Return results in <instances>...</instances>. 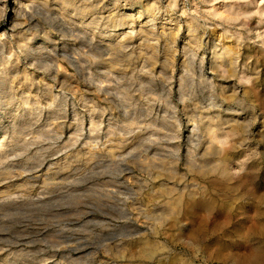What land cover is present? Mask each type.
Instances as JSON below:
<instances>
[{
  "label": "rangeland",
  "instance_id": "obj_1",
  "mask_svg": "<svg viewBox=\"0 0 264 264\" xmlns=\"http://www.w3.org/2000/svg\"><path fill=\"white\" fill-rule=\"evenodd\" d=\"M22 2L0 0V264H264V0Z\"/></svg>",
  "mask_w": 264,
  "mask_h": 264
},
{
  "label": "bare ground",
  "instance_id": "obj_2",
  "mask_svg": "<svg viewBox=\"0 0 264 264\" xmlns=\"http://www.w3.org/2000/svg\"><path fill=\"white\" fill-rule=\"evenodd\" d=\"M18 1V0H17ZM23 2H36V3H44V2H38V1H45V0H22ZM53 1V0H52ZM15 2V1H14ZM22 2V3H23ZM21 3V2H20ZM28 4V3H27ZM17 5V4H16ZM23 5H24V3H23ZM26 5V4H25ZM33 5V4H32ZM44 5V4H43ZM42 5V6H43ZM30 6V5H29ZM46 7V6H45ZM64 13V12H63ZM129 13V12H128ZM136 13V12H135ZM145 13L146 14H142V13H140V12H138V16H137V18L138 19H140L141 17H143L144 15H147L148 17L147 18H154V13H153V15H152V12H150L148 9H146L145 8ZM227 13V12H226ZM233 13H236V12H233ZM115 14V13H114ZM133 14V13H132ZM156 14V13H155ZM228 14V13H227ZM110 15H111V13H110ZM123 15V14H122ZM126 15V14H125ZM130 15H131V12H130ZM130 15H128V16H126V19H127V22L125 23V24H123V25H121L120 27V29H115L113 32H114V34H112V36L110 37V38H114V37H116V36H118V35H116L118 32H119V30H123V29H126V28H128L129 26H128V24H130L131 22H132V17L130 16ZM143 15V16H142ZM229 15V14H228ZM227 15V16H228ZM231 15V14H230ZM234 15V14H233ZM238 15V14H237ZM236 15V16H237ZM239 16V15H238ZM123 17V16H122ZM116 18V17H115ZM119 18H120V16H119ZM125 18V17H124ZM168 19V18H167ZM170 19V18H169ZM136 21V20H135ZM174 21V20H173ZM147 22V21H146ZM149 22V21H148ZM152 22V21H151ZM172 22V21H171ZM148 24V23H147ZM171 25V24H170ZM119 26V25H118ZM123 26H127L126 28H124ZM132 26V25H131ZM149 26V25H148ZM169 26V25H168ZM166 27V25H165V27H164V29L166 28V30H168L169 31V33H171L172 32V36H174V34H176L175 32H177V31H175V29H171L170 27ZM172 27V26H171ZM143 28V27H142ZM145 30V29H144ZM132 31V30H131ZM121 32V31H120ZM136 32V31H135ZM134 32V33H135ZM144 32V31H143ZM143 32L141 31V29L139 30V32L137 31V33H138V35L136 36V37H138V36H140L141 37V35L143 34ZM146 32V31H145ZM125 33V32H124ZM130 33H125V34H123L122 36H121V40L122 39H124V40H126V39H128V37H130V35H129ZM129 35V36H128ZM135 35V34H134ZM147 35V34H146ZM188 35V34H187ZM143 36V35H142ZM135 37V36H134ZM145 37V36H144ZM139 38V37H138ZM142 38V37H141ZM119 39V38H118ZM144 40V39H143ZM142 42V41H141ZM146 42V41H145ZM144 42V43H145ZM144 43H142V44H144ZM119 44V43H118ZM117 44V45H118ZM140 44V43H139ZM114 45V44H113ZM122 45V44H121ZM112 46V45H111ZM113 48V47H112ZM111 48V49H112ZM117 48V47H116ZM141 48V47H140ZM114 50V49H113ZM115 51V50H114ZM218 58L220 59V60H226V70L228 69V72L230 71V72H234V70H235V66H236V61H235V59H234V56L232 55V51L231 50H229V49H223L222 50V52L220 53V54H218ZM236 58V57H235ZM172 200V199H171ZM176 200V199H175ZM175 200H174V202H175ZM171 204V203H170ZM175 205H176V203H175ZM175 205H173V207L175 206ZM178 205V204H177ZM170 206V205H169ZM168 207V206H167ZM170 210H172V209H170Z\"/></svg>",
  "mask_w": 264,
  "mask_h": 264
}]
</instances>
